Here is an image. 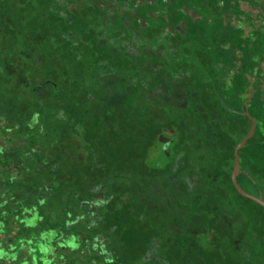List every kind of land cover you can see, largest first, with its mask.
Returning a JSON list of instances; mask_svg holds the SVG:
<instances>
[{
	"label": "flooded vegetation",
	"instance_id": "af4514ba",
	"mask_svg": "<svg viewBox=\"0 0 264 264\" xmlns=\"http://www.w3.org/2000/svg\"><path fill=\"white\" fill-rule=\"evenodd\" d=\"M20 2L19 30L39 35L28 72L24 58L6 59L3 142L48 126L52 159L75 142L70 157L101 161L93 174L129 166L130 200L115 210L146 241L142 264H264V0ZM102 203L100 243L88 250L133 264L113 248L120 236Z\"/></svg>",
	"mask_w": 264,
	"mask_h": 264
},
{
	"label": "trees",
	"instance_id": "16d2710c",
	"mask_svg": "<svg viewBox=\"0 0 264 264\" xmlns=\"http://www.w3.org/2000/svg\"><path fill=\"white\" fill-rule=\"evenodd\" d=\"M20 8V0H0V119L6 115L2 92L6 88H11L6 84V81L12 78L8 71L10 62L6 59L24 58L25 72H28L34 64L27 61L25 57H35L36 55L34 40L38 38L39 33L27 28L26 30H19V25L23 24L22 18L18 15ZM25 22L26 25L30 24L31 18L25 17ZM10 96L12 97V95ZM37 105L39 103L35 107ZM41 114L43 121L50 122L48 108H43ZM74 129L81 132L83 127L76 124ZM15 131L25 142L11 146L9 143L3 142L2 139L8 129L0 127V218L4 219L10 215L18 218L22 215L31 214L37 209L36 204L42 205L46 201H50L55 205V213L61 215V222L58 225L66 226L62 233L68 237L69 243L75 237H81L84 243L87 239L90 244L94 245L100 243L101 237L98 235L97 222L102 214V202L107 201L109 205L106 207L109 214H112V218L107 222V227L112 229L111 232L120 236V239L112 241L113 248L123 251L126 257H129L128 259H139L140 256L136 255V250L146 248V241L133 239L131 237L133 225L129 221L130 216L126 213L118 215V211L115 210V204L119 200H130L129 166H122V169L126 170L122 176L93 174V171L97 172L102 168L100 166L101 161L92 159L87 163L79 157H70L78 149L75 142L58 144L59 157L57 159L50 157L51 145L49 141L53 130L48 126L41 129L21 127ZM63 132L70 136L71 129L67 128L66 125L61 127L58 130L59 137L63 136L61 134ZM91 136L94 135L91 133ZM36 138H41L46 144L33 143ZM90 140V146L93 148L92 154L96 155L102 146L100 147L95 139L90 138ZM113 164L110 162L111 167ZM102 187L107 192L105 200L101 198ZM11 203L14 204V208H12ZM126 209L127 211L130 210L129 205ZM73 216H77L79 219L83 218L84 225L74 223ZM123 216L127 219H123ZM1 224L0 228L2 229ZM70 224L75 232L79 227H87L90 232L89 235H83L84 230H78L77 234L75 232L72 234ZM39 230L41 232L43 228ZM45 232V236L50 234L48 230ZM40 235L44 237V234ZM27 244L32 245V242ZM81 247L82 245L75 248L80 250ZM94 255L99 257L96 253ZM107 259L110 264L130 263L123 257L115 255L108 256Z\"/></svg>",
	"mask_w": 264,
	"mask_h": 264
},
{
	"label": "rangeland",
	"instance_id": "374dc122",
	"mask_svg": "<svg viewBox=\"0 0 264 264\" xmlns=\"http://www.w3.org/2000/svg\"><path fill=\"white\" fill-rule=\"evenodd\" d=\"M11 206L15 207L13 203ZM36 208L33 213L20 215L21 217L18 218L14 215H10L9 219L0 218V223L4 222L6 226L5 232L0 228V249H4L5 264H23V261L25 264H50L51 257L45 254L46 249L56 257L53 258L54 261L51 264H87L90 262L89 256L94 260L93 264H103L101 258L88 250L90 241L86 237L85 243L81 237H75L76 241L73 239L69 243L68 237L62 233L66 226L58 225L61 222V215L55 213L56 208L52 202L36 204ZM40 228H43V231L40 232ZM70 229L74 234L75 230L71 224ZM45 230L50 232L48 236H45ZM78 230L81 231L82 228L79 227ZM40 234H44V237ZM8 235H10L9 238H7ZM30 241L32 245L27 244ZM81 245L80 250H76L75 247ZM19 252L24 254H19ZM133 264H142V261L136 259Z\"/></svg>",
	"mask_w": 264,
	"mask_h": 264
},
{
	"label": "crops",
	"instance_id": "0c3cea01",
	"mask_svg": "<svg viewBox=\"0 0 264 264\" xmlns=\"http://www.w3.org/2000/svg\"><path fill=\"white\" fill-rule=\"evenodd\" d=\"M9 217H10V216H8L7 219H9ZM1 223H2V224H1ZM1 223H0V224L3 226L2 230L5 232V230H6V226H5L4 222H1ZM9 237H10V235L7 236V238H9ZM8 242H9V240H8ZM19 254H24V253L19 252ZM45 254H46V255L49 254V256L51 257V258L49 259V263H50V264H51V262L54 261L53 258H56V257L52 256V253H50L48 249L45 250ZM61 254H62V253H61ZM61 254H60L59 256H61ZM85 256L88 257V255H85ZM87 257H85V258L87 259ZM4 258H5V255H4V249H0V264H5ZM88 259L90 260V262L87 263V264H93L94 260L91 259L90 256L88 257ZM81 260H83V259H81ZM45 261H46V259H45ZM69 262H70V261H69ZM23 264H25V261H23ZM44 264H45V263H44Z\"/></svg>",
	"mask_w": 264,
	"mask_h": 264
},
{
	"label": "water",
	"instance_id": "95a60500",
	"mask_svg": "<svg viewBox=\"0 0 264 264\" xmlns=\"http://www.w3.org/2000/svg\"><path fill=\"white\" fill-rule=\"evenodd\" d=\"M235 182L237 183V181H236V177H235ZM237 185H238V183H237ZM238 187H239V185H238ZM239 189L242 190L240 187H239ZM242 192H244V191L242 190ZM244 194L249 195V194H247V193H245V192H244Z\"/></svg>",
	"mask_w": 264,
	"mask_h": 264
}]
</instances>
